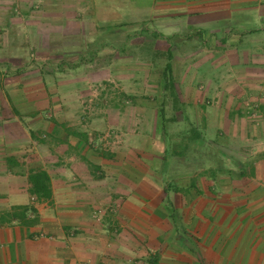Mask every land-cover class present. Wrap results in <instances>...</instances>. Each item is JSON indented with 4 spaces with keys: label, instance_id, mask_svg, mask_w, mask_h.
Here are the masks:
<instances>
[{
    "label": "rangeland",
    "instance_id": "rangeland-1",
    "mask_svg": "<svg viewBox=\"0 0 264 264\" xmlns=\"http://www.w3.org/2000/svg\"><path fill=\"white\" fill-rule=\"evenodd\" d=\"M207 5L184 11L204 16L216 8ZM54 9L12 8L16 23L0 28V124L9 134L15 119L24 130L12 141L2 134L3 143L78 137L89 143L88 157L125 163L134 195L156 185L194 198L205 181L220 193H264V36L255 32L264 22L209 13L216 19L161 28L171 18L91 7L92 19L74 24L63 13L48 16ZM95 165L87 168L102 176Z\"/></svg>",
    "mask_w": 264,
    "mask_h": 264
},
{
    "label": "crops",
    "instance_id": "crops-1",
    "mask_svg": "<svg viewBox=\"0 0 264 264\" xmlns=\"http://www.w3.org/2000/svg\"><path fill=\"white\" fill-rule=\"evenodd\" d=\"M210 3L216 8L204 16L194 13L198 8L184 11L186 6ZM32 5L55 8L48 16L63 13L64 20L74 24L80 15L92 19L91 7H129L137 12L134 20L154 14L171 18L160 20L161 28L165 23H200L215 16L264 22V0H0V28L16 23L10 9ZM186 15L196 17L186 21ZM257 29L264 36V27ZM233 31L225 30L230 37ZM4 123L0 214L13 205H29L38 221L29 226L17 220L0 223V264H264V193L246 187L220 193L213 182L205 181V191L194 198L176 190L163 193L156 185L139 189L142 195L130 194L134 185L126 184L128 174L119 158L88 157L89 143L71 136L62 144L10 143L16 137L12 135L23 133V126L11 119L12 132L6 134ZM2 134L8 137L4 143ZM90 163L101 169L102 176L87 168ZM136 167L131 177L139 179L140 165ZM37 170L49 176V199L29 191L28 174ZM172 213H177L179 225ZM177 227L192 245L181 234L173 235Z\"/></svg>",
    "mask_w": 264,
    "mask_h": 264
},
{
    "label": "trees",
    "instance_id": "trees-1",
    "mask_svg": "<svg viewBox=\"0 0 264 264\" xmlns=\"http://www.w3.org/2000/svg\"><path fill=\"white\" fill-rule=\"evenodd\" d=\"M166 67H168L166 65ZM264 157V151L262 152ZM244 171V168H243ZM28 182L29 191L34 193L37 198L49 199L51 189L49 185V176L45 170L29 172ZM28 214H32L29 216ZM17 220L21 225L29 226L38 221V215L35 208L29 205H13L9 210L0 214V223Z\"/></svg>",
    "mask_w": 264,
    "mask_h": 264
}]
</instances>
